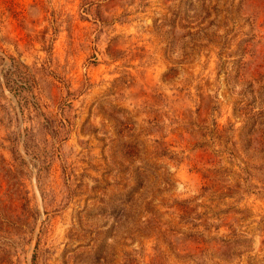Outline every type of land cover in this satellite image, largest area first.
Segmentation results:
<instances>
[{
  "label": "rangeland",
  "instance_id": "1",
  "mask_svg": "<svg viewBox=\"0 0 264 264\" xmlns=\"http://www.w3.org/2000/svg\"><path fill=\"white\" fill-rule=\"evenodd\" d=\"M0 264H264V0H0Z\"/></svg>",
  "mask_w": 264,
  "mask_h": 264
}]
</instances>
